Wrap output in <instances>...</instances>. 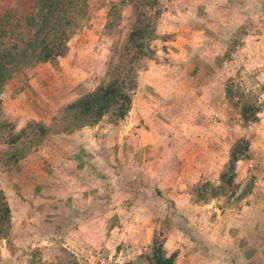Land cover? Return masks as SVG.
<instances>
[{
	"label": "crops",
	"instance_id": "1",
	"mask_svg": "<svg viewBox=\"0 0 264 264\" xmlns=\"http://www.w3.org/2000/svg\"><path fill=\"white\" fill-rule=\"evenodd\" d=\"M166 1L171 11L161 21L168 36L139 72L128 115L118 123L104 117L95 125L52 135L42 148L28 155L29 159L36 158L27 165L32 170V189H43L54 201L47 205H56L60 212L55 216L57 211L52 209L51 216L42 218L41 224L48 227L49 238H53L65 228L57 218L70 214L64 220L79 225L75 224L74 233L80 240L82 224L91 231L99 226L108 231L114 208H122L121 198L131 215L138 214L133 211L138 205L140 210L158 214L166 199L181 222L189 225L186 229L187 225L180 223L172 230L177 232L171 239L173 252H177L176 264H247L245 257L239 256L241 251H236L242 242V247L252 246L253 252H258L251 262L264 264V257H260L264 202H253L252 212L249 210L246 216L200 190L206 182H218L228 162V120L236 118L228 89L233 83L247 90L259 86V73L264 71V0ZM239 38L241 46L230 52L229 42ZM36 71L37 67L21 83L20 98L15 103L21 101L20 93L34 86L36 76H40ZM79 82L71 78L69 86L76 83L78 87ZM84 88L82 83L74 91L76 95L62 105L86 92ZM97 187L100 190H93ZM254 196L264 199V190ZM26 202L17 198L24 214L16 213L10 202L16 220L13 229L22 230L27 220L24 217L29 218L38 209L31 208L29 202L25 215ZM156 226L142 228L155 230ZM26 236L29 234L16 239V243L23 245ZM83 243L80 240L74 246L82 247ZM216 246L219 253H208ZM4 249L1 247L2 257ZM230 249L237 256H229L226 252Z\"/></svg>",
	"mask_w": 264,
	"mask_h": 264
},
{
	"label": "rangeland",
	"instance_id": "2",
	"mask_svg": "<svg viewBox=\"0 0 264 264\" xmlns=\"http://www.w3.org/2000/svg\"><path fill=\"white\" fill-rule=\"evenodd\" d=\"M137 1L91 0L87 16L81 20L79 28L69 42L68 53L59 59L57 65L43 63L35 66L40 76H36L32 88L20 93L22 99H20L19 103L14 101L20 98L18 90L21 87V83L30 78L29 74L35 67L30 69L27 75H17L8 83L6 90L2 94L3 104L0 119L8 120L15 124V131L20 130L32 121L45 123L53 127L58 122L59 115L66 106L62 104H66L67 100L76 95V93L74 95V91L76 92L82 83L85 84V88L82 90L84 91L88 89L86 88L88 85L92 87V84H96L95 86H97L99 82L106 78L109 64L122 49L135 21ZM158 1L157 7L161 9V14L158 19V37L154 41L155 46L161 44L168 36L163 33V29L166 31V28L162 26L161 20L167 17L168 12L171 11L170 5H168L166 0ZM113 2H116L117 7L110 11L109 8ZM32 5V0H0V13L9 15L15 23L18 19L25 17L31 10ZM240 42H242L240 38L229 42L228 50L232 53L235 52L236 47L241 46ZM146 60L147 58L143 61L144 66L146 65ZM259 74L261 80L259 81V86L255 89L247 90L246 87L243 88L236 83H233V87L229 85L233 90L230 104L236 118L228 120L229 135H227L225 143L229 149L228 159L236 136L249 138L251 146L249 156L240 160L237 165L236 180L239 183V188L233 193L228 192L224 195L213 197L215 202L220 201V205L233 208L237 214L242 215L244 213L246 216L250 215L249 210L252 212L253 202H258V200L264 202V199H256L254 196L256 192L264 190V71ZM71 78L78 79L80 81L79 85H81L76 87V83H74L69 86ZM245 80L247 81V79ZM45 85L46 87H44ZM52 100H59L60 102L54 103ZM238 100L241 103L247 102L257 108L259 110V120L249 123L244 122L240 117V106L236 105ZM106 117V120H110L108 116ZM58 134L63 133H50L42 143L33 148L26 156L10 165L6 162L9 158L8 154L20 145L9 146L4 142L6 137L0 139V188L5 191L8 201L12 203L16 213L22 212L20 203H17L18 197L27 201L25 203L27 205L23 203L26 207L25 215L28 214L29 202L32 203L30 205L31 208H38L36 213H33L29 218L27 216L24 217V219H27L25 221L26 226L24 225L26 231L23 230L24 227L21 228L22 230H18L17 227L13 229L16 220L13 221L12 218L13 226L9 241L6 239L0 241V251L1 247H5L3 257L0 255V259H3L0 264H32L38 259L61 262L62 264H149L148 256L151 254L156 235L165 237L166 248L169 253L173 252L174 245L171 239L173 234L177 232L172 230L180 223L181 225H187L186 229L189 228V225L181 222L180 218L175 215L174 209L171 208V201L166 199L162 200L158 214H151L150 210L145 208L140 210L138 205L137 208L134 207L133 209L138 214L134 213L131 215L130 209L123 206L125 199L121 198L119 205L122 208H114L113 214L115 213V216H110L111 226L108 231L103 227L100 228V226L91 231L87 229L85 224H82L84 227L82 228L83 236L79 237L83 238H78L84 242L82 247L74 246L76 243L79 244L80 241L77 240L78 235L74 233L75 224L77 223L73 224L67 219L66 221L64 220L70 214H64V217L60 216L62 218H57L65 228L63 230L59 229V232L55 236L53 235V238H49L48 227H45V224L42 225L41 220L45 219L46 216L48 220V216L53 213L52 209L57 211V213H53L55 216L60 214V212L56 205L52 207L47 205L49 202L52 203L54 201L47 197L48 195L44 193L43 189H32L29 180V174L30 172L32 173V170L28 166L30 163L35 162L36 158L29 159L28 155L42 148L46 139ZM25 157H27L26 161L23 160ZM21 160L23 161L19 164ZM44 179L45 177L42 181ZM19 181L22 182L19 183ZM211 183L218 184L219 180ZM32 184H34L33 181ZM88 185L92 186L91 184ZM18 187L20 192L16 190ZM93 190L97 191L100 189L97 187ZM104 190L102 189L101 192H105ZM88 191L89 189H87ZM23 193L27 195V199L24 198ZM206 195L208 197L211 196L210 188ZM81 203L79 204L80 206H82ZM136 203L138 204L137 201H135ZM139 203L141 204V202ZM137 210H140V212ZM80 218L81 216H79ZM153 224L157 225L155 230L142 228L143 225L151 227ZM77 226L79 225L77 224ZM27 233L29 237L26 236V239L22 240L24 244L18 245L16 239L25 236ZM243 243L240 244L239 249L236 251H241L239 256L245 257V263L253 264L251 257L258 252H253L252 246L243 245L242 247ZM236 251L233 252L230 249L226 253L229 256H237ZM219 252L217 246L210 247L208 250V253L212 254ZM260 257H264V247L261 248Z\"/></svg>",
	"mask_w": 264,
	"mask_h": 264
},
{
	"label": "trees",
	"instance_id": "3",
	"mask_svg": "<svg viewBox=\"0 0 264 264\" xmlns=\"http://www.w3.org/2000/svg\"><path fill=\"white\" fill-rule=\"evenodd\" d=\"M31 10L23 19L15 23L7 14L0 13V116L2 113V94L8 83L17 75H27L33 67L50 63L57 65L60 58L69 51V42L79 28L80 22L88 14L91 0H32ZM158 0H138L135 6V21L127 40L117 57L111 61L106 78L93 89L84 92L68 103L53 127L32 121L18 131L16 125L0 119V139L9 146H17L9 152L6 161L9 165L18 162L33 148L42 143L50 133L73 132L84 126H92L108 116L118 123L124 119L133 103L138 86V75L144 67L143 61L155 54L158 19L161 9ZM116 2L110 11L116 9ZM232 100L233 90L227 91ZM240 106V117L246 122L259 120V110L247 102H236ZM30 129V130H29ZM251 140L236 136L227 164L220 173L219 183L206 182L201 193L209 188L212 197H218L239 188L237 177L238 162L249 156ZM12 208L7 195L0 188V241L11 237ZM165 237L156 235L149 264H176L177 252L168 253ZM32 264H62L61 262L38 259Z\"/></svg>",
	"mask_w": 264,
	"mask_h": 264
}]
</instances>
